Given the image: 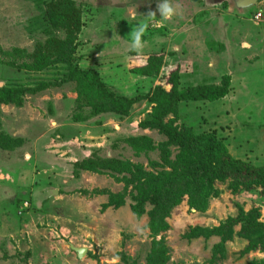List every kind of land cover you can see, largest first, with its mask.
<instances>
[{
    "label": "rangeland",
    "instance_id": "rangeland-1",
    "mask_svg": "<svg viewBox=\"0 0 264 264\" xmlns=\"http://www.w3.org/2000/svg\"><path fill=\"white\" fill-rule=\"evenodd\" d=\"M57 2L0 0V89L26 91L21 106H0V264H264V183L211 173L190 142L211 135L264 168V0H170L166 21L162 0H72L83 27L73 44ZM50 39L64 54L41 73L2 62ZM154 55L161 74L139 76ZM67 61L116 98L149 99L116 108ZM225 75L224 99L183 101L163 120L182 141L158 127L174 84L221 86Z\"/></svg>",
    "mask_w": 264,
    "mask_h": 264
},
{
    "label": "trees",
    "instance_id": "trees-1",
    "mask_svg": "<svg viewBox=\"0 0 264 264\" xmlns=\"http://www.w3.org/2000/svg\"><path fill=\"white\" fill-rule=\"evenodd\" d=\"M72 0H58L56 7L62 8L64 6L67 7L68 12L63 13V17L69 20L67 26L70 29V34L68 35L69 41L71 40V44L77 40L78 35L82 32L83 27L81 26V18L80 16H75V12L72 7ZM52 18L55 15L51 14ZM68 41V42H69ZM65 43L59 39H50L46 44H39L34 53H28L25 50L14 49L12 51H4L2 52L3 57L6 59L2 62L11 67V68H19L26 70L30 73H41L48 69L51 65V62L54 59L55 54L57 56L64 54ZM75 50V49H74ZM21 61V62H20ZM67 68L71 70L74 68L75 71H72L73 74L87 75L90 79H92V83L99 89V93L107 100H113V105L116 108L119 107L121 101L127 103H136L142 99L148 98V95L144 97L137 98H128L122 95V97L116 98V89L115 87H110L104 83L102 80V76L95 71L85 72L81 70L78 66L73 67L71 61H67ZM164 64L163 55H154L150 59L145 66L139 67L135 69L136 73L139 76L143 77H154L159 76L161 74L162 68ZM178 70L173 72L170 75L171 82H174L178 77ZM232 81V77L230 75H225L223 77V81L221 86H192L187 87L183 90L177 89V84L173 85L172 91L166 94V102L162 104V106L158 109L160 111L156 113L155 117L159 119L158 127L166 132V134L176 141H182L180 137H178L171 130L167 129L163 123V120L169 116L170 114L177 111L178 106L183 101H191V102H216L221 99H224L230 92V84ZM175 83V82H174ZM97 89V90H98ZM25 90L22 89H12V88H3L0 89V106L4 104H8L10 102H17L19 106L22 104V96L25 94ZM150 101H154L155 98H150ZM122 103V102H121ZM118 112L119 109H116ZM97 114L107 113V109L105 106H100L96 108L95 111ZM159 116V117H158ZM156 119V120H157ZM147 121L142 123V128L147 129L149 127H153L155 125V121ZM195 145L196 148H199L202 152L205 160V164L209 166L211 173H219L220 175L230 176L237 181H240L245 184L262 181L264 183V168H260L254 166L251 163L245 162L240 159H236L233 157L228 149L216 142L215 137L211 135H205L201 140H192L190 141ZM84 166L87 165V162L82 163ZM113 161H104L102 165L105 168L114 167ZM81 166V165H80Z\"/></svg>",
    "mask_w": 264,
    "mask_h": 264
},
{
    "label": "clouds",
    "instance_id": "clouds-1",
    "mask_svg": "<svg viewBox=\"0 0 264 264\" xmlns=\"http://www.w3.org/2000/svg\"><path fill=\"white\" fill-rule=\"evenodd\" d=\"M157 11L159 12L161 17L160 19L162 21L171 20L177 14V10L172 6L170 0H162V2L158 3ZM149 16L155 17L156 14L150 13ZM133 19H135V16H133ZM146 27H147L146 24H138V26L135 27V30L132 33L133 35V40L131 43L132 49L136 50L143 47L142 37L144 35Z\"/></svg>",
    "mask_w": 264,
    "mask_h": 264
},
{
    "label": "water",
    "instance_id": "water-1",
    "mask_svg": "<svg viewBox=\"0 0 264 264\" xmlns=\"http://www.w3.org/2000/svg\"><path fill=\"white\" fill-rule=\"evenodd\" d=\"M249 2L252 3V0H249ZM80 257H83L85 251L84 250H78Z\"/></svg>",
    "mask_w": 264,
    "mask_h": 264
}]
</instances>
